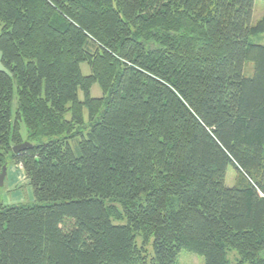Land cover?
<instances>
[{
	"label": "trees",
	"instance_id": "1",
	"mask_svg": "<svg viewBox=\"0 0 264 264\" xmlns=\"http://www.w3.org/2000/svg\"><path fill=\"white\" fill-rule=\"evenodd\" d=\"M255 2L0 0V173L35 194L0 204V264H264Z\"/></svg>",
	"mask_w": 264,
	"mask_h": 264
},
{
	"label": "rangeland",
	"instance_id": "2",
	"mask_svg": "<svg viewBox=\"0 0 264 264\" xmlns=\"http://www.w3.org/2000/svg\"><path fill=\"white\" fill-rule=\"evenodd\" d=\"M264 16V0H256L255 2V7H254V13H253V18H252V23L256 24L262 17ZM251 41L253 43H261L264 44V34H260L257 36H253L251 38ZM4 66L1 62V53H0V69H3ZM82 71L85 75H88L91 73V69L90 66L87 63H83L81 65ZM253 72V64L252 63H247L246 67H245V73L248 75L252 74ZM91 93L93 97H100L102 96L103 92L102 89L100 87V85L98 83L94 84L92 89H91ZM80 98L83 99L84 94L83 92H80ZM18 97L17 94H15V99H14V103H13V113H14V117H15V113L18 107ZM71 114L67 115V118H70ZM85 118H86V122L87 125H89V117H88V112L87 110L85 111ZM22 134L24 136L25 139L28 138V130L26 128V126L23 124L22 125ZM73 148L76 154H79V147H78V143L77 141L73 142ZM7 158V178L8 180L12 179L13 180L10 182H8L7 180L5 181L6 185L0 187V201L4 200V198L11 197L12 192H16V191H10L7 192V188H9L10 184H18L19 181H21V177L20 175H22L24 172L23 170H21L19 167H17L16 163H14V161L12 160V156L11 154H7L6 155ZM237 177H238V172L237 170L233 167V166H229L228 170H227V175H226V183L228 186L232 187L235 186L237 183ZM8 182V183H7ZM28 189L30 190L31 193V197L34 198V202H35V194H34V189L32 187V185L30 184L28 186ZM24 193V192H23ZM10 194V195H9ZM25 204H33L34 202H31V198H30V194H28L27 191V187H25ZM31 202V203H30ZM238 258L237 252L236 251H231L229 253V259L231 261V264H236V260ZM176 264H205V258L198 255V254H194L192 252H189L187 250H182L181 253L178 256L177 259V263Z\"/></svg>",
	"mask_w": 264,
	"mask_h": 264
},
{
	"label": "crops",
	"instance_id": "3",
	"mask_svg": "<svg viewBox=\"0 0 264 264\" xmlns=\"http://www.w3.org/2000/svg\"><path fill=\"white\" fill-rule=\"evenodd\" d=\"M22 136H23V134H22ZM23 138H24V136H23ZM24 140L27 141L28 138L27 139L24 138ZM16 165L21 170H23V168H22L21 165H19V164H16ZM23 172H24V170H23ZM20 177H21V181H19L18 184H16V185L10 184V186H9L10 189L7 188V192H10V191H16V192H12L10 198L6 197V198H4V200H1L0 201V204L1 205H20V204H25V202H24L25 201V198H24V195H25V187H27L28 194H30V198L32 200L31 202H34L33 201L34 198L31 197L30 190L28 189V186L30 185V181L26 177L25 172L22 175H20ZM13 178L10 179V180H8V178L6 176L5 181L7 180L8 182L9 181L11 182L13 180ZM5 181H4V186L6 185Z\"/></svg>",
	"mask_w": 264,
	"mask_h": 264
},
{
	"label": "water",
	"instance_id": "4",
	"mask_svg": "<svg viewBox=\"0 0 264 264\" xmlns=\"http://www.w3.org/2000/svg\"><path fill=\"white\" fill-rule=\"evenodd\" d=\"M32 146H33V144L31 142L24 141L21 144L14 145L13 151H14V153H19V152L24 151L25 149L32 147ZM7 169H8L7 164H5L2 168V172L0 173V187H2L4 185V181H5V178L7 175Z\"/></svg>",
	"mask_w": 264,
	"mask_h": 264
}]
</instances>
